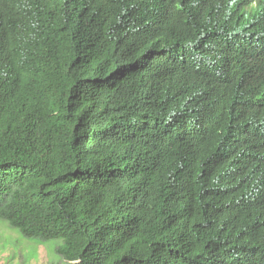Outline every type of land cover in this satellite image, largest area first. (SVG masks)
Here are the masks:
<instances>
[{
	"label": "trees",
	"instance_id": "16d2710c",
	"mask_svg": "<svg viewBox=\"0 0 264 264\" xmlns=\"http://www.w3.org/2000/svg\"><path fill=\"white\" fill-rule=\"evenodd\" d=\"M0 223L52 264H264V0H0Z\"/></svg>",
	"mask_w": 264,
	"mask_h": 264
},
{
	"label": "rangeland",
	"instance_id": "374dc122",
	"mask_svg": "<svg viewBox=\"0 0 264 264\" xmlns=\"http://www.w3.org/2000/svg\"><path fill=\"white\" fill-rule=\"evenodd\" d=\"M56 242L40 244L23 239L5 224L0 223V264H52L58 262L61 259L55 255L53 248V243Z\"/></svg>",
	"mask_w": 264,
	"mask_h": 264
},
{
	"label": "clouds",
	"instance_id": "9594fccd",
	"mask_svg": "<svg viewBox=\"0 0 264 264\" xmlns=\"http://www.w3.org/2000/svg\"><path fill=\"white\" fill-rule=\"evenodd\" d=\"M257 51V46L253 45L252 49L248 52H244L240 55L237 56V58L235 59L236 65H240L242 62H244L245 60L249 59L251 56H253L255 54V52ZM259 124L260 122H255L254 120H249L246 121L243 125L242 128L240 129H236V131L233 133V137L234 139H236L238 142L240 143H244V142H248L249 144L253 143L259 138L260 136V128H259ZM197 129H191L192 132L196 131ZM237 131H242V134L244 136V139H238V135H237ZM211 141H213L211 139ZM221 151L220 146L218 145L215 150L213 151V153L217 156H219L220 158H228L226 154H220L219 152Z\"/></svg>",
	"mask_w": 264,
	"mask_h": 264
}]
</instances>
